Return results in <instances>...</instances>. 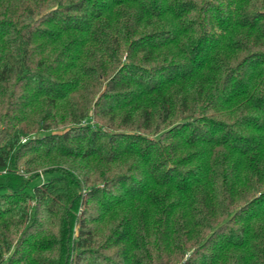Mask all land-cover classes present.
<instances>
[{
  "label": "trees",
  "instance_id": "trees-1",
  "mask_svg": "<svg viewBox=\"0 0 264 264\" xmlns=\"http://www.w3.org/2000/svg\"><path fill=\"white\" fill-rule=\"evenodd\" d=\"M0 170V264H264V0H0Z\"/></svg>",
  "mask_w": 264,
  "mask_h": 264
},
{
  "label": "rangeland",
  "instance_id": "rangeland-1",
  "mask_svg": "<svg viewBox=\"0 0 264 264\" xmlns=\"http://www.w3.org/2000/svg\"><path fill=\"white\" fill-rule=\"evenodd\" d=\"M44 178H45V175H42V174H41V175L39 176L38 179H36V180H34V181L32 182V184L41 183V181H42ZM77 229H78V225L75 224V225H74V228H73V230H74V234L77 233Z\"/></svg>",
  "mask_w": 264,
  "mask_h": 264
},
{
  "label": "built area",
  "instance_id": "built-area-1",
  "mask_svg": "<svg viewBox=\"0 0 264 264\" xmlns=\"http://www.w3.org/2000/svg\"><path fill=\"white\" fill-rule=\"evenodd\" d=\"M23 141H24V139H23ZM5 172V170H0V173H4Z\"/></svg>",
  "mask_w": 264,
  "mask_h": 264
}]
</instances>
